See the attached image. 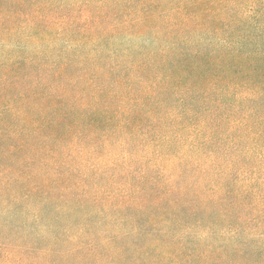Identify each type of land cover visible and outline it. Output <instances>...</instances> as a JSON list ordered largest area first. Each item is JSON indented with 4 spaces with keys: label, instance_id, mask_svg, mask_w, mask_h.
<instances>
[{
    "label": "trees",
    "instance_id": "1",
    "mask_svg": "<svg viewBox=\"0 0 264 264\" xmlns=\"http://www.w3.org/2000/svg\"><path fill=\"white\" fill-rule=\"evenodd\" d=\"M0 264H264V0H0Z\"/></svg>",
    "mask_w": 264,
    "mask_h": 264
}]
</instances>
